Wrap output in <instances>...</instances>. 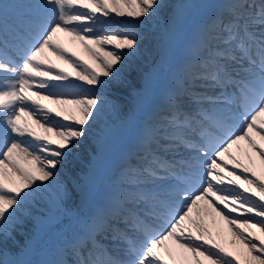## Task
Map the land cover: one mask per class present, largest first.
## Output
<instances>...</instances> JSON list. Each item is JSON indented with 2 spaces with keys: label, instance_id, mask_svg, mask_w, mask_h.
<instances>
[{
  "label": "snow or ice",
  "instance_id": "snow-or-ice-1",
  "mask_svg": "<svg viewBox=\"0 0 264 264\" xmlns=\"http://www.w3.org/2000/svg\"><path fill=\"white\" fill-rule=\"evenodd\" d=\"M256 137L264 0H0V264H264Z\"/></svg>",
  "mask_w": 264,
  "mask_h": 264
},
{
  "label": "bare ground",
  "instance_id": "bare-ground-1",
  "mask_svg": "<svg viewBox=\"0 0 264 264\" xmlns=\"http://www.w3.org/2000/svg\"><path fill=\"white\" fill-rule=\"evenodd\" d=\"M60 39L61 42L64 43V45L69 49L70 52H74L76 56L80 57L81 60L87 61L89 64H92L93 67L96 66L95 62L93 61L92 57L90 56L89 53H87L83 47L81 45H79L78 43H73L70 37L65 36L64 34L60 35ZM50 58L52 59V61L54 63H57L60 67H64L66 68L68 71H71L70 68H68L67 65L63 64L62 61H59L56 59V57L54 55H52L51 53H49ZM44 103H49L48 101H44ZM50 107H54V105L49 104ZM256 140L259 144H261L262 146H264V141H260L259 137H256ZM242 147L243 149H247L249 152H251L250 149H248V146L246 143L242 142ZM233 153L240 156L241 159H244V162L247 163V159L246 157H244L242 151L238 150L235 146L232 149ZM253 159H256L254 153H251ZM256 168L257 171L262 175V177H264V168H260L259 162L256 159ZM208 223L209 225L213 226V231L214 234L216 232H220L221 235L218 237V239L221 240L222 243H224L226 246H230V242L232 239L231 233L228 230V226L227 224H225L222 220L219 219V217L215 218V225H213V217L209 216L207 217ZM169 244L170 247L173 248L174 252H178V250L175 248L174 245H172V243L169 241L167 242ZM187 264H192L190 258L187 262Z\"/></svg>",
  "mask_w": 264,
  "mask_h": 264
}]
</instances>
